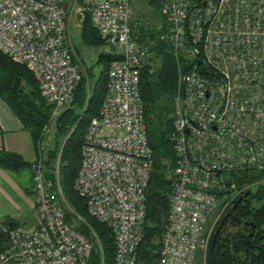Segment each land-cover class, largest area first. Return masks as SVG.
<instances>
[{
	"label": "built area",
	"instance_id": "built-area-1",
	"mask_svg": "<svg viewBox=\"0 0 264 264\" xmlns=\"http://www.w3.org/2000/svg\"><path fill=\"white\" fill-rule=\"evenodd\" d=\"M163 23L140 36L130 0H0V51L23 64L51 105L48 123L70 106L81 72L67 44V16L87 15L115 55L105 94L87 127L74 190L88 215L114 238L109 264H135L143 237L152 154L139 90L140 68L162 43L193 60L200 50L214 76L179 73L174 97V167L156 264H204L211 231L241 189L223 173L264 164V0H160ZM88 90V89H87ZM41 138L30 162V226L0 219V264H85L93 240L65 222L57 180L45 176ZM96 241V242H95ZM103 264L105 262L103 261Z\"/></svg>",
	"mask_w": 264,
	"mask_h": 264
},
{
	"label": "trees",
	"instance_id": "trees-1",
	"mask_svg": "<svg viewBox=\"0 0 264 264\" xmlns=\"http://www.w3.org/2000/svg\"><path fill=\"white\" fill-rule=\"evenodd\" d=\"M155 7L159 22L161 1L148 0ZM152 15V13H151ZM141 22L140 18L132 23ZM142 23V22H141ZM161 23V24H162ZM140 36L144 33L155 37L159 32L153 26L136 24ZM80 35L88 44L98 45L104 41L98 35L88 16H85ZM115 55H99L96 63L99 70L90 86L85 85L82 76L74 89L69 107L63 109L54 121L52 139L44 149L43 164L45 176L57 180L64 205L65 222L96 243L85 264H100L101 255L105 264L113 259L114 238L111 230L90 217L84 200L74 190V181L80 165V149L87 127L97 115L105 94L107 71ZM197 65L206 77L214 76L197 50L193 60L174 54L162 43L150 49V55L140 68L139 90L143 103V115L148 145L152 154V167L145 190V220L143 237L137 247L135 264H156L160 240L168 214L170 172L175 157L170 136L173 132L174 97L177 91L179 73ZM0 98L30 131L37 143L42 137V127L48 123L51 105L40 96L37 82L23 64L10 60L0 51ZM30 166L17 154L0 151V167L17 171ZM223 176L226 186L234 184L242 190L234 197L232 204L215 223L205 251L204 264H264V164L258 168H245L226 172ZM31 191H27L30 194ZM10 227L16 224L10 223ZM96 242V241H95ZM101 254V255H100Z\"/></svg>",
	"mask_w": 264,
	"mask_h": 264
},
{
	"label": "crops",
	"instance_id": "crops-1",
	"mask_svg": "<svg viewBox=\"0 0 264 264\" xmlns=\"http://www.w3.org/2000/svg\"><path fill=\"white\" fill-rule=\"evenodd\" d=\"M0 151L11 152L30 163L38 154L34 142L19 118L0 98ZM27 178L29 184L23 180ZM31 191L27 194V191ZM32 182L29 167L17 171H8L0 167V219L7 224L26 225L32 218ZM24 214V211H27Z\"/></svg>",
	"mask_w": 264,
	"mask_h": 264
},
{
	"label": "rangeland",
	"instance_id": "rangeland-1",
	"mask_svg": "<svg viewBox=\"0 0 264 264\" xmlns=\"http://www.w3.org/2000/svg\"><path fill=\"white\" fill-rule=\"evenodd\" d=\"M130 6H131L132 21L140 18L142 23L140 21H138V23L147 26L148 25L153 26V29H158L160 25H162L161 24L162 22L161 21L159 22L158 18L155 15H153V12H155L156 10L153 5L148 3V0H130ZM85 16L87 15H83L82 13H79L77 9H72V11L69 12L67 16L66 33H67V44L72 48L73 51V56H74L73 60L77 64L81 72V75L85 79L86 87L87 86L89 87L87 89H90V86L93 83V78L99 70V65L96 63V61L99 59V55L107 54L106 53L107 48L102 41L98 45H93V44L89 45L88 42H86L81 38L80 29H81L82 21ZM54 119L50 121L46 133L41 134L43 140L40 142H43L45 148L49 146V143L52 139V133H53L54 121H55ZM227 174L228 173L224 172L223 176L226 177ZM23 180L26 184H29L26 177L23 176ZM27 212L28 210L24 211V214ZM30 225H31V221L29 223L27 222L26 225H18V226L23 227ZM199 260L200 261H198V264H201V256ZM103 261L104 260L101 255L100 264H103Z\"/></svg>",
	"mask_w": 264,
	"mask_h": 264
}]
</instances>
